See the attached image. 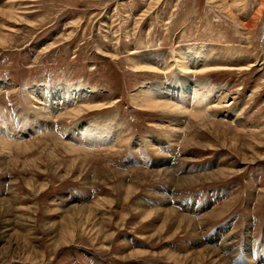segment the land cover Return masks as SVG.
<instances>
[{"label": "rangeland", "instance_id": "1", "mask_svg": "<svg viewBox=\"0 0 264 264\" xmlns=\"http://www.w3.org/2000/svg\"><path fill=\"white\" fill-rule=\"evenodd\" d=\"M263 5L0 0V264H217L197 253L203 241L229 264L257 259ZM192 49L202 64L179 72ZM174 75L223 87V101L199 120H171L148 87ZM58 82L85 91L70 103L52 94L46 118L31 88ZM87 122L117 140L76 142Z\"/></svg>", "mask_w": 264, "mask_h": 264}, {"label": "bare ground", "instance_id": "2", "mask_svg": "<svg viewBox=\"0 0 264 264\" xmlns=\"http://www.w3.org/2000/svg\"><path fill=\"white\" fill-rule=\"evenodd\" d=\"M262 8H264V5ZM202 58L203 56L200 55L198 50L193 51L192 49L188 55L184 54L179 57L178 61L176 62L177 68L179 66V68L191 73L193 68L203 61ZM178 71L182 72L180 69ZM82 86L83 85L81 83L71 85L64 82H58L54 86L37 83L32 86L30 93L35 100L33 98L32 99L36 102H39L37 103V110L44 113L46 118L53 119L56 117V109L52 107L51 95L57 94L58 96H63V99L70 103L74 101V98H77L83 94L85 90L82 89ZM148 91L150 95H152L153 99L151 101H153L155 106L158 105V107L163 109L165 113H169L171 115L174 114L173 116H175V118H171L173 121H181L182 117L187 116H195L196 119L199 120L206 114V112L209 113L212 110L211 104H217L223 101V96L226 92L223 87L214 88L212 84L206 80L192 81L187 79L184 75H174L166 83H152L149 85ZM67 107L68 106L64 107L63 109H66ZM85 109L86 108L80 107L78 109V113L81 114V112ZM235 115L236 112H231V116ZM91 125L92 124H90V122H87V127H83V125H81V127L77 126L76 131L72 134L73 139L77 140L76 142H84L85 144L89 145L104 144L106 142L110 143L117 140L116 131H114L111 127H106V124L95 123L94 125H97V128L96 126V129L94 128L96 131H94L95 134H90L87 131ZM222 173L223 172L221 171L217 175ZM211 175L213 174H206L207 177H215ZM212 215L218 217L221 214L218 211L212 212ZM223 230L224 229L220 228L215 234H219ZM202 245L203 251H197L198 254H202V252H204L216 258L217 264H229V260L225 256L221 255L220 250L215 248L212 242L204 243L203 241ZM246 252H248V249H246ZM257 257V259H255V257L250 258L249 261L251 264H264V249L259 250ZM250 262L248 263L250 264ZM187 264L198 263H195V260L191 258V261H188Z\"/></svg>", "mask_w": 264, "mask_h": 264}]
</instances>
